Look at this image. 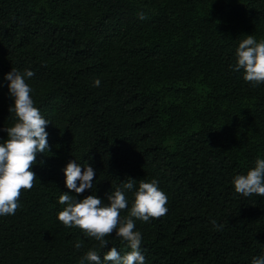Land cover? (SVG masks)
Here are the masks:
<instances>
[{
  "label": "trees",
  "instance_id": "obj_1",
  "mask_svg": "<svg viewBox=\"0 0 264 264\" xmlns=\"http://www.w3.org/2000/svg\"><path fill=\"white\" fill-rule=\"evenodd\" d=\"M247 35L264 41V0H0V143L16 122L4 79L12 69L34 72L26 83L49 121L33 188L0 216V264H81L93 248L110 264L111 248L130 251L114 233L100 248L57 219L63 192L107 203L129 178V208L141 180L168 198L165 215L136 221L145 264L264 255V197L232 185L264 158V83L232 70ZM72 160L94 169L92 190L66 188Z\"/></svg>",
  "mask_w": 264,
  "mask_h": 264
},
{
  "label": "clouds",
  "instance_id": "obj_2",
  "mask_svg": "<svg viewBox=\"0 0 264 264\" xmlns=\"http://www.w3.org/2000/svg\"><path fill=\"white\" fill-rule=\"evenodd\" d=\"M140 20L146 19L143 12L138 13ZM232 70L242 71L243 79L253 86L264 83V41L257 42L254 36L247 35L235 49V63ZM34 76V72L25 70L23 73L12 69L5 74L8 90L13 103L9 113L13 114L16 122L14 126L4 128L7 139L0 143V216L14 215L19 208V198L22 190H31L36 175L31 168L37 163V154L49 152L46 126L49 124L34 106L31 98L32 88L26 83L27 78ZM101 81H93L94 87H99ZM64 183L68 190L82 194L85 190H92L96 172L90 165L83 167L75 160L67 163L63 169ZM136 181L129 178L115 191L106 194L104 200L90 194L83 199H76L63 192L59 196V203L66 205L57 213V219L65 227H76L87 237L99 242V247L108 245L105 239L113 233L116 237L126 241L130 251L123 255L116 248H111L103 255V262L110 264H145V257L141 252L142 236L136 231V221L148 222L165 215L168 198L160 190L156 180L151 182L139 181L138 188L132 192L131 207L125 193L132 190ZM236 193L244 197L253 194L264 197V158H257L255 166L246 175H236L232 180ZM128 209L127 215L121 217V210ZM211 223L217 230L223 225ZM81 242L75 244L78 250ZM91 264H102L101 257L95 248L87 251L82 260ZM252 264H264V255L253 258Z\"/></svg>",
  "mask_w": 264,
  "mask_h": 264
}]
</instances>
